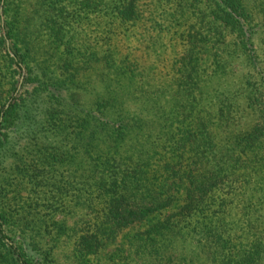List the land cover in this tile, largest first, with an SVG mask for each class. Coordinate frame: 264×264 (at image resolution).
Returning <instances> with one entry per match:
<instances>
[{
  "label": "trees",
  "instance_id": "trees-1",
  "mask_svg": "<svg viewBox=\"0 0 264 264\" xmlns=\"http://www.w3.org/2000/svg\"><path fill=\"white\" fill-rule=\"evenodd\" d=\"M18 8L0 0V264H56L62 237L77 264H102L135 226L159 264L175 236L264 264V0H43L34 29ZM89 14H105L102 41ZM131 30L172 52L165 77L119 53Z\"/></svg>",
  "mask_w": 264,
  "mask_h": 264
},
{
  "label": "rangeland",
  "instance_id": "rangeland-1",
  "mask_svg": "<svg viewBox=\"0 0 264 264\" xmlns=\"http://www.w3.org/2000/svg\"><path fill=\"white\" fill-rule=\"evenodd\" d=\"M249 4L254 3L256 0H246ZM4 2V0H3ZM19 4V11L21 10L22 15V29L25 26L36 28L39 24V14L37 11L40 8V4L43 0H17ZM68 3V2H67ZM65 6V3L62 4ZM167 6H169L167 4ZM17 9V10H18ZM71 9V7H69ZM98 14H89V20L94 22V27L98 25L100 18H103L105 14L102 16H97ZM3 16V12H2ZM108 18V16H106ZM102 21V20H101ZM108 26L110 28H116L118 22H108ZM99 34H94L92 36H97L102 39L106 36L105 33L102 32V28L96 27ZM129 37H114L113 44L118 49L121 55L127 54L128 52H132L137 59H139V63L144 69L149 70L150 66H156L157 69L153 71V74L156 73L158 75L157 78L164 76L167 74V66L170 62V59L173 57L172 52L168 51V49L158 57V53L160 49H157V53H153L151 50L147 49V42H144L143 38L140 35L134 36L136 34L133 31H130ZM149 33H145L144 38H148ZM107 41V40H106ZM157 45H155V48ZM167 52V55H165ZM165 55V56H164ZM148 72V71H147ZM165 77V76H164ZM143 103L139 101H135L129 104L126 108L132 112V110H140ZM85 212V211H84ZM80 210H77L76 215L73 217H65L60 216L58 221H65V223L74 227L76 224H80V220H83L82 214ZM84 216V214H83ZM202 218H195L194 220H190V224L200 225ZM227 222L232 226L234 224L233 235L237 231V236L240 237V230L245 221L244 217L241 216L240 211L238 209H233V213L226 219ZM205 221V220H204ZM192 227H188L185 224V232H189ZM144 226H135L125 230L121 233L118 238L108 246V248L103 252L101 256V262L104 264L110 255H112L116 248L123 246L126 249V253L124 255L129 256L130 264H159L153 256H148L146 253L141 255L136 251L140 247L139 243L136 244L135 240H133V236L137 234V232L142 231ZM72 236V235H71ZM172 243H167V247L165 251H168L166 256L169 258L165 259L163 256L161 260H164L165 264H220L221 255L217 253L216 257L211 256V248L208 243L204 240L203 242H199L198 238L191 236L177 237L175 236L172 239ZM170 240V241H172ZM237 246H240L238 243L242 241V239H236ZM57 246L53 250V258L57 262L56 264H77L76 253L74 250V237H62L56 243ZM168 249V250H167ZM241 250V249H240ZM240 250L236 249L237 252ZM144 251V250H142ZM215 258L218 261H215ZM120 264V261L117 262Z\"/></svg>",
  "mask_w": 264,
  "mask_h": 264
},
{
  "label": "water",
  "instance_id": "water-1",
  "mask_svg": "<svg viewBox=\"0 0 264 264\" xmlns=\"http://www.w3.org/2000/svg\"><path fill=\"white\" fill-rule=\"evenodd\" d=\"M3 34H4V35L6 34L4 30H3ZM7 44L9 45V43H7ZM7 107H8V105H7ZM7 107H6V108H7Z\"/></svg>",
  "mask_w": 264,
  "mask_h": 264
}]
</instances>
